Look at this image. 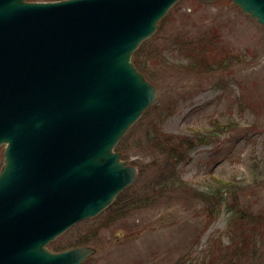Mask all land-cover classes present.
Wrapping results in <instances>:
<instances>
[{
    "label": "water",
    "instance_id": "95a60500",
    "mask_svg": "<svg viewBox=\"0 0 264 264\" xmlns=\"http://www.w3.org/2000/svg\"><path fill=\"white\" fill-rule=\"evenodd\" d=\"M179 1L0 0V264L96 253L47 245L137 180L116 147L159 92L133 55ZM232 1L264 27V0Z\"/></svg>",
    "mask_w": 264,
    "mask_h": 264
},
{
    "label": "rangeland",
    "instance_id": "374dc122",
    "mask_svg": "<svg viewBox=\"0 0 264 264\" xmlns=\"http://www.w3.org/2000/svg\"><path fill=\"white\" fill-rule=\"evenodd\" d=\"M202 45L208 49L207 67L214 62L222 67L193 65L192 49ZM135 54L138 70L159 97L119 142L129 148L123 160L138 169L128 193L153 194L154 182L167 166L166 155L148 141V134L156 130L161 145L174 146L188 135L203 141L195 142L185 154L187 161L179 164L181 187L155 192L152 206L135 209L103 229L88 245L96 253L83 264H175L194 243L204 249L228 228L227 207L213 222L206 212L204 198L219 195L220 182L231 184L237 205L264 214V27L232 0H180ZM4 151L0 146V171ZM235 198L226 195L228 205ZM88 220L50 242L48 249L60 252L67 239L91 225ZM262 234L257 256L247 264H264Z\"/></svg>",
    "mask_w": 264,
    "mask_h": 264
},
{
    "label": "trees",
    "instance_id": "16d2710c",
    "mask_svg": "<svg viewBox=\"0 0 264 264\" xmlns=\"http://www.w3.org/2000/svg\"><path fill=\"white\" fill-rule=\"evenodd\" d=\"M194 48V47H193ZM195 47L193 52L195 53L192 57L194 60V66L199 67L201 70H215L219 66L217 63H213L212 67H207L208 62L205 59L207 56L205 46L197 49ZM199 50V51H198ZM192 52V53H193ZM191 53V54H192ZM138 54L134 55L133 62L139 70L140 64L138 63ZM138 63V64H137ZM218 66V67H217ZM142 71V70H141ZM221 128H225L223 125ZM148 141L151 144H155L154 147H159L160 152L166 155V165L164 169L158 174L156 181L154 182V192L149 195L139 193L140 196H136L138 191L128 190L122 192L115 198L114 203L109 206L104 212L98 217L88 220L91 225L81 228L79 234L74 238H69L65 242V246L59 248L60 251L77 247V246H88L91 243L97 241L100 232L113 224L117 223L121 219L125 218L135 209L139 210L152 206L155 197V192L164 194L167 189L174 187H181V178L178 171L179 164L187 161V152L191 151L195 147V142H202L203 137H193L192 135L177 138V143L174 146L168 144L161 145L158 143L159 135L155 130L153 133L148 134ZM122 143L117 146V151L122 153V157L126 159L128 157V147ZM177 168V170H176ZM173 170V172H171ZM223 188L220 189L219 195L214 194L211 199L205 197L207 204L206 212L209 215L211 222L223 212L227 207L230 213L229 220L227 222V230L222 233L219 237L211 238L204 249L199 250L198 243H194V249L184 255H180L176 260L175 264H247L252 258L256 257L257 251L260 249L259 239L264 233V214L254 213L244 210L242 207L237 205L236 201L238 196L232 194L230 183L220 182ZM183 185V184H182ZM157 190V191H156ZM147 192V193H149ZM126 193V195H125ZM235 195L234 205H228L226 195Z\"/></svg>",
    "mask_w": 264,
    "mask_h": 264
}]
</instances>
